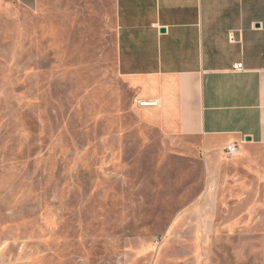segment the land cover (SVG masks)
I'll use <instances>...</instances> for the list:
<instances>
[{
    "label": "rangeland",
    "instance_id": "rangeland-1",
    "mask_svg": "<svg viewBox=\"0 0 264 264\" xmlns=\"http://www.w3.org/2000/svg\"><path fill=\"white\" fill-rule=\"evenodd\" d=\"M116 33L115 0H0V264H264V194L143 123Z\"/></svg>",
    "mask_w": 264,
    "mask_h": 264
},
{
    "label": "crops",
    "instance_id": "crops-1",
    "mask_svg": "<svg viewBox=\"0 0 264 264\" xmlns=\"http://www.w3.org/2000/svg\"><path fill=\"white\" fill-rule=\"evenodd\" d=\"M115 7L117 71L139 118L169 137L197 140L212 176L227 171L263 196L264 0H115ZM232 143L235 154L225 150ZM223 157L229 169H220Z\"/></svg>",
    "mask_w": 264,
    "mask_h": 264
},
{
    "label": "built area",
    "instance_id": "built-area-1",
    "mask_svg": "<svg viewBox=\"0 0 264 264\" xmlns=\"http://www.w3.org/2000/svg\"><path fill=\"white\" fill-rule=\"evenodd\" d=\"M236 68H242V63H238L236 65ZM237 145L235 143H232V144H229L226 146L225 150L228 152V153H231V154H235L237 153Z\"/></svg>",
    "mask_w": 264,
    "mask_h": 264
},
{
    "label": "water",
    "instance_id": "water-1",
    "mask_svg": "<svg viewBox=\"0 0 264 264\" xmlns=\"http://www.w3.org/2000/svg\"><path fill=\"white\" fill-rule=\"evenodd\" d=\"M164 30V29H163Z\"/></svg>",
    "mask_w": 264,
    "mask_h": 264
}]
</instances>
